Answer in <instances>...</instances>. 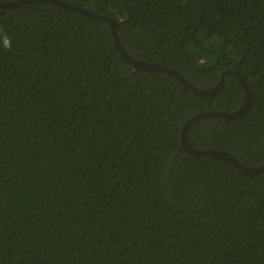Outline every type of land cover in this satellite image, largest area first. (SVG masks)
I'll return each instance as SVG.
<instances>
[{
  "label": "trees",
  "instance_id": "trees-1",
  "mask_svg": "<svg viewBox=\"0 0 264 264\" xmlns=\"http://www.w3.org/2000/svg\"><path fill=\"white\" fill-rule=\"evenodd\" d=\"M14 1V0H2ZM0 7V264H264V0H63Z\"/></svg>",
  "mask_w": 264,
  "mask_h": 264
},
{
  "label": "water",
  "instance_id": "water-1",
  "mask_svg": "<svg viewBox=\"0 0 264 264\" xmlns=\"http://www.w3.org/2000/svg\"><path fill=\"white\" fill-rule=\"evenodd\" d=\"M35 1H44V2H49L52 4H56L61 7H65L74 11H77L79 13H82L87 16H91L94 18L102 19L107 21L112 29V34H113V39L114 43L116 46V49L120 56L125 60L128 64L133 66L136 69H142V70H147V71H158V72H164L167 74H170L174 77H176L188 90L191 92L201 95V96H214L217 95L225 82V74L223 75L220 83L212 88H201L193 85L190 83L184 76H182L179 72L176 70L169 68L168 66H165L163 64L159 63H154V62H148V61H143L140 59H137L130 55L126 48L124 47L120 34H119V25L117 22L107 16H103L101 14H98L92 10H89L87 8L81 7V6H75L69 2L63 1V0H14V1H2L0 0V7L3 8H16V7H21L24 6L28 3L35 2ZM226 73L233 74L236 76L241 84L243 85L244 89L246 90L247 98L245 103L241 108L234 112H224V111H213V112H206V113H201V114H196L192 116L183 126V130L181 133V144L182 147L186 152L189 154L199 157V158H210L213 160H221V161H227L232 163L234 166H236L241 172L247 174V175H259L264 173V163L259 166L255 167H249L244 165L236 156L232 155L229 152L220 150V149H204L200 150L194 147V145L191 143L190 137H189V130L190 127L194 122H196L199 119H204V118H211V117H223L227 120H233L242 117L244 114L248 112L250 109L251 103H252V95L250 93V90L246 84V82L242 79V77L231 70H228Z\"/></svg>",
  "mask_w": 264,
  "mask_h": 264
},
{
  "label": "clouds",
  "instance_id": "clouds-1",
  "mask_svg": "<svg viewBox=\"0 0 264 264\" xmlns=\"http://www.w3.org/2000/svg\"><path fill=\"white\" fill-rule=\"evenodd\" d=\"M12 46V39L7 33H0V47H3L6 50H11Z\"/></svg>",
  "mask_w": 264,
  "mask_h": 264
}]
</instances>
